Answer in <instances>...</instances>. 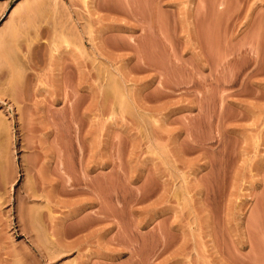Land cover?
<instances>
[{
	"label": "rangeland",
	"instance_id": "rangeland-1",
	"mask_svg": "<svg viewBox=\"0 0 264 264\" xmlns=\"http://www.w3.org/2000/svg\"><path fill=\"white\" fill-rule=\"evenodd\" d=\"M0 264H264V0H0Z\"/></svg>",
	"mask_w": 264,
	"mask_h": 264
}]
</instances>
